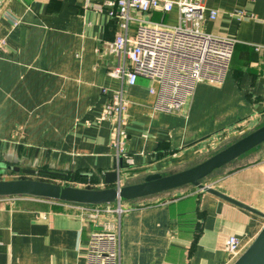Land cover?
<instances>
[{
  "label": "crops",
  "instance_id": "obj_1",
  "mask_svg": "<svg viewBox=\"0 0 264 264\" xmlns=\"http://www.w3.org/2000/svg\"><path fill=\"white\" fill-rule=\"evenodd\" d=\"M204 3L218 15L202 30L236 39L229 69L222 84L199 82L180 110L161 112L148 90L156 83L139 77L129 85L107 73L122 60L107 47L122 29L106 0H0V162L11 175L0 179L105 187L103 173L117 159L116 124L103 107L118 89L132 160L120 169L122 184L178 171L263 125L264 0ZM146 17L175 24L177 10ZM134 34L130 25L127 37ZM234 162L206 185L264 212V143ZM121 205L120 216L93 218L75 203L0 199V264H86L89 235L104 224L118 231L119 264H232L226 237L236 234L244 251L264 224L197 187Z\"/></svg>",
  "mask_w": 264,
  "mask_h": 264
},
{
  "label": "built area",
  "instance_id": "obj_2",
  "mask_svg": "<svg viewBox=\"0 0 264 264\" xmlns=\"http://www.w3.org/2000/svg\"><path fill=\"white\" fill-rule=\"evenodd\" d=\"M109 17L119 19L122 33L107 43L108 52L122 57L107 71L110 77L129 85L144 77L157 86L148 90L155 96L154 109L175 112L188 103L196 84L223 83L230 66L236 39L216 33L204 32L201 28L206 19L215 20L218 10L207 8L204 0H106ZM177 10V23L154 21L147 14L159 11L162 14ZM16 25L18 20L11 18ZM134 25L135 34L127 37V30ZM260 45H255L258 51ZM126 100L121 89L112 91L103 107V118L115 121L112 132V147L116 165L132 164L125 149ZM119 168V173H120ZM122 181L119 176L118 185ZM18 195L0 196L10 201ZM122 201L99 205L78 204L90 217L103 214L120 216L124 211ZM225 250L232 260L242 252L241 240L236 234L225 239ZM86 264H119V234L114 227L104 228L89 235Z\"/></svg>",
  "mask_w": 264,
  "mask_h": 264
},
{
  "label": "water",
  "instance_id": "obj_3",
  "mask_svg": "<svg viewBox=\"0 0 264 264\" xmlns=\"http://www.w3.org/2000/svg\"><path fill=\"white\" fill-rule=\"evenodd\" d=\"M262 143L264 124L224 145L204 160L172 173H150L142 181L118 185L119 168L123 167L120 162L119 166L115 163L112 170L103 173L102 179L106 186L102 188L77 187L31 178L0 179V196L28 195L75 204L99 205L141 198L189 184L264 217V212L202 182L214 170ZM7 168L10 169L9 166ZM23 172L34 173V170L23 169ZM232 264H264V224L250 245Z\"/></svg>",
  "mask_w": 264,
  "mask_h": 264
},
{
  "label": "rangeland",
  "instance_id": "obj_4",
  "mask_svg": "<svg viewBox=\"0 0 264 264\" xmlns=\"http://www.w3.org/2000/svg\"><path fill=\"white\" fill-rule=\"evenodd\" d=\"M166 21H167V20H166ZM170 21H172V20H170ZM262 144H263V143H262ZM262 144H261V145H262ZM253 149H255V148H253ZM253 149L247 151L246 153L252 151ZM246 153H245V154H246ZM245 154H243V155H245ZM243 155H241V156H239V157H242ZM207 157H208V155H205V156H203L201 159L196 160L194 163H191V164H188V165H186V166H184V167L179 168V170H182V169L188 168V167H190V166H192V165H194V164H196V163H198V162L204 160V159L207 158ZM239 157H238V158H239ZM238 158H236V159H238ZM236 159H234V160H232L231 162L227 163V164L224 165L223 167L214 170L209 176L205 177V178L202 180V182H203L204 184H208L209 181H211V180L214 179V178H217V177L220 176L222 173H224V172H226L227 170H229L230 167H231L232 165H234V163H235L234 161H236ZM6 170H8V169H7V166L0 162V172L3 173V174L6 173V175H3V177H4V176L7 177V178H8V177H11V175L8 176L9 174L7 173ZM179 170H178V171H179ZM162 174H165V173H162ZM16 175H19V174H16ZM1 180H2V178H1ZM72 186H73V185H72ZM79 187H83V186H79ZM194 187H195V186H192V185H189V184H188V185H184V186L178 187V188H176V189H178V190H192ZM242 252H243V250H242ZM242 252H241V253H242ZM236 259H237V258H236ZM236 259H234V261H235ZM234 261H233V262H234Z\"/></svg>",
  "mask_w": 264,
  "mask_h": 264
},
{
  "label": "trees",
  "instance_id": "obj_5",
  "mask_svg": "<svg viewBox=\"0 0 264 264\" xmlns=\"http://www.w3.org/2000/svg\"><path fill=\"white\" fill-rule=\"evenodd\" d=\"M50 175L52 176L53 174L50 173ZM53 176H55V175H53ZM57 176H60V175H57ZM61 176H62V175H61ZM63 177H66V176L63 175ZM38 180H39V179H38Z\"/></svg>",
  "mask_w": 264,
  "mask_h": 264
}]
</instances>
